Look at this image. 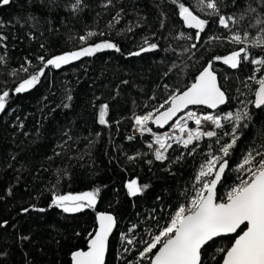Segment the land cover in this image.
<instances>
[{
  "label": "trees",
  "instance_id": "16d2710c",
  "mask_svg": "<svg viewBox=\"0 0 264 264\" xmlns=\"http://www.w3.org/2000/svg\"><path fill=\"white\" fill-rule=\"evenodd\" d=\"M180 3L208 21L199 38L182 21ZM206 3L10 0L0 5V94L9 93L0 112V264H72V253L88 248L97 212L117 220L106 264H151L159 245L142 257L146 242L195 194L201 165L231 141L235 121L226 117L237 112L247 116L239 121L237 142L225 158L229 168L218 199L247 179L240 169L244 157L252 152L259 161L257 153H264V109L254 104L257 80L264 77V65L254 63L264 60V0H216L217 11ZM221 17L229 20L228 28L219 23ZM236 33L243 43L232 41ZM103 42L120 51L104 49L59 69L48 66L38 84L15 92L43 67L40 57L46 62ZM150 44L157 47L140 52ZM242 48L248 58L242 52L235 69L215 59ZM209 63L228 98L217 112L223 127L216 137L174 147L164 163L156 162L152 137L133 134V117L152 113L154 119L170 106L165 101L187 90ZM105 104L106 123L101 124ZM134 179L148 187L132 197L127 184ZM96 189L94 208L64 212L52 204L56 195ZM234 239L209 243L203 264H222L224 253L218 249H227Z\"/></svg>",
  "mask_w": 264,
  "mask_h": 264
},
{
  "label": "snow or ice",
  "instance_id": "6c2138e0",
  "mask_svg": "<svg viewBox=\"0 0 264 264\" xmlns=\"http://www.w3.org/2000/svg\"><path fill=\"white\" fill-rule=\"evenodd\" d=\"M79 3V0H77ZM177 2V0H173ZM10 0H0V5H8ZM200 4H204L205 0H199ZM75 7V5H74ZM206 7L217 11L216 0H207ZM179 14L183 18L185 24L189 28L197 29V38L199 33L205 30L208 21L201 19L184 3L179 4ZM219 23L225 28L229 27V20L221 17ZM95 35L89 33L88 36ZM246 38V37H245ZM3 39V37H0ZM85 40V37H81ZM234 43H243L239 33L232 36ZM260 42L257 41V46ZM196 45H192L195 47ZM156 44H150L148 47L141 48L140 52H147L155 49ZM104 49H120L111 42L97 43L93 46L85 47L79 51H73L58 55L44 61L43 67L25 79L16 89L15 92H24L40 82V77L44 75V68L53 66L59 69L62 65L69 64L74 60L80 59L82 56H92ZM140 52L132 53V55H140ZM245 53L244 59H247V49L242 48L239 51H233L231 55L225 57H216V60H222L224 64L235 69L241 63V53ZM254 63L264 65V60H255ZM27 71V68L23 69ZM255 79V77H249ZM259 89L256 92L254 104L257 108L264 106V79L257 80ZM9 93L7 91L0 94V112L5 110L6 98ZM226 102L225 92L218 85L217 76L213 69L212 63L196 78L186 91L179 95H172L170 107L166 111L160 112L153 120V114L149 113L144 116H137L135 123L143 131L147 122L152 120L153 123L163 127L173 117L190 105H206L208 108L215 109L219 105ZM164 105H160L162 108ZM108 105H103L99 122L106 123L105 115ZM159 112V109H157ZM247 116V113L237 112L235 116L229 114L226 119L234 120L235 126L232 129L231 141L224 143L219 148L217 155H210V159L201 165L200 171L196 177L199 188L195 189V194L190 198L188 203L180 204L178 210L171 216L166 226H161L159 234H154L151 241L146 242L147 246L141 252V256L152 254V264H203L202 250L210 242H214L217 238L236 234L234 242L227 249L221 247L219 252L224 253L223 264H264V153H257L260 156L259 161L252 152L244 157L240 169L247 173V179H241L240 182L231 187L226 193L225 198L218 199L217 185L224 177L226 169H228V160L230 150L235 146L238 136L236 128L239 127V121ZM188 120H195L198 126L195 131L187 129L186 125H181L180 121L185 120L181 116L177 120L175 127H179L180 131H187V139L182 141L185 147L193 144L194 141L201 137H216V131H201L200 125L202 121H210L216 128H222L223 124L219 117L213 115L197 116L193 111L187 112ZM147 131L151 132L150 128ZM229 135V133H225ZM179 140V138H177ZM156 143L160 149L166 147L165 137H156ZM151 147V145H150ZM167 147H171L170 144ZM157 160L165 159L164 152L157 150L155 153ZM207 177H213L208 180ZM147 185H139L137 180H131L127 184L128 194L132 197L143 194ZM99 189L92 192L81 194L56 195L52 204L61 207L64 212H80L85 208H94L97 200ZM43 211V209H39ZM98 228L95 234H89L87 250H77L72 253V261L74 264H105V254L108 250L109 236L116 224L114 216L111 214L98 213ZM131 243V241H128Z\"/></svg>",
  "mask_w": 264,
  "mask_h": 264
},
{
  "label": "built area",
  "instance_id": "2783aa9c",
  "mask_svg": "<svg viewBox=\"0 0 264 264\" xmlns=\"http://www.w3.org/2000/svg\"><path fill=\"white\" fill-rule=\"evenodd\" d=\"M188 111L195 112L197 114V116L213 115L214 117H219L221 119V123L223 124V117L221 115H218V114H215V113L204 114V113L199 112V110L196 109V108L189 109ZM188 111H186L184 114L181 115V116L185 117V120H181L180 124L181 125H186L187 129L195 131L198 126L195 124V120H188L187 119V112ZM179 118L177 120H179ZM133 120H135L134 117H133ZM177 120L170 126V128H168L164 132H158V131L153 130L150 127V125H149L150 121L147 122L146 128L143 131L134 122L133 132L135 133V135L144 136L145 134H147L150 137H152V142L150 144L151 145L150 148L152 149L154 160L156 162H158V163H164L166 161L167 155H168L169 151L172 148H174V147L187 148L182 143V141L184 139H187V131L182 133L180 131L179 127H175ZM199 127H200L201 131H216V133H218V131L220 130V128H216L215 125H213L210 121H207V122L206 121H202V123H201V125ZM147 128H150L151 132L147 131ZM157 136L166 138V147L164 149H160V146L156 143V137ZM177 138H179V140ZM202 138L203 139H211V138H214V137L209 138L207 136H204V137H201L200 139H202ZM197 141L198 140L194 141L193 144H191L189 146L194 145ZM168 144H170L171 147H167ZM157 150H160V151L164 152V155H165L166 158L162 159V160H157L156 156H155V153H156Z\"/></svg>",
  "mask_w": 264,
  "mask_h": 264
},
{
  "label": "water",
  "instance_id": "95a60500",
  "mask_svg": "<svg viewBox=\"0 0 264 264\" xmlns=\"http://www.w3.org/2000/svg\"><path fill=\"white\" fill-rule=\"evenodd\" d=\"M181 19H182V21L184 22V20H183V18L181 17ZM184 24H185V22H184ZM186 25V24H185ZM187 26V25H186ZM188 27V26H187ZM189 28V27H188ZM189 29H191V30H195V31H198L197 29H194V28H189ZM216 76H217V82H218V85L220 86V81H219V77H218V75L216 74ZM221 87V86H220ZM258 89H259V87H258ZM258 89H257V91H258ZM222 90V89H221ZM186 91V90H185ZM223 91V90H222ZM181 94V93H180ZM179 95V94H178ZM225 96H226V102L224 103V104H222V105H219L217 108H215V109H211V108H208L206 105H190L187 109H184V110H182L181 112H178L177 113V115L175 116V117H173L167 124H165L163 127H160L159 125H157V124H155V123H153L152 122V125H153V127H154V129L155 130H157V131H161V132H164V131H166L183 113H185L186 111H188L189 109H192V108H197V109H199V108H203V109H205V110H208V111H210V112H212V113H216V112H219L220 110H222L223 108H225V106L227 105V102H228V98H227V95L225 94ZM255 99H256V95H255ZM170 107V106H169ZM255 108L257 109V110H262V109H264V106H261L260 108H257L256 106H255ZM167 110V109H166ZM166 110H164V111H166ZM163 112V111H162ZM157 115H159V114H157ZM156 115V116H157ZM155 116V117H156ZM155 117H154V119H155ZM153 119V120H154ZM133 134L135 135V133L133 132ZM229 168V167H228ZM227 171H228V169H226V171H225V174H224V177H225V175H226V173H227ZM224 177L222 178V180H221V182L217 185V189H216V191H217V197H218V189H219V187H220V185L222 184V182H223V180H224ZM98 213H105V214H110V213H107V212H97L96 213V215H95V219H96V230H97V228H98V220H97V215H98ZM112 215V214H111ZM113 216V215H112ZM115 218V217H114ZM115 220H116V218H115ZM116 229H117V220H116V224H115V226H114V228H113V231H112V233L110 234V236H109V240H108V250H107V252H106V254H105V264H106V262H107V257H108V252H109V247H110V241H111V239H112V237L114 236V234H115V232H116ZM95 234V233H94ZM235 235L236 234H230V235H227V236H223V237H220V238H225V237H235ZM220 238H217L216 240H219ZM215 240V241H216ZM211 243V242H210ZM207 246V245H206ZM205 246V247H206ZM86 251V250H85ZM203 251V250H202ZM72 264H74V262L72 261ZM151 264H152V261H151ZM223 264V263H222Z\"/></svg>",
  "mask_w": 264,
  "mask_h": 264
},
{
  "label": "rangeland",
  "instance_id": "374dc122",
  "mask_svg": "<svg viewBox=\"0 0 264 264\" xmlns=\"http://www.w3.org/2000/svg\"><path fill=\"white\" fill-rule=\"evenodd\" d=\"M263 79H264V77H263ZM96 203H97V200H96ZM95 205H96V204H95ZM85 209H86V208H85ZM129 240H130V239H128V241H129ZM128 241H127V242H128ZM130 241H131V240H130ZM128 243H129V242H128Z\"/></svg>",
  "mask_w": 264,
  "mask_h": 264
}]
</instances>
